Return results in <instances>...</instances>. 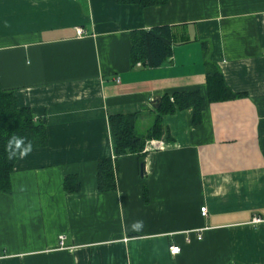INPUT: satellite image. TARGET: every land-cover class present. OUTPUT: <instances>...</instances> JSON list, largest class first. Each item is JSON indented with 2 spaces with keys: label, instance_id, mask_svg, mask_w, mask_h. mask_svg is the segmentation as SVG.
I'll list each match as a JSON object with an SVG mask.
<instances>
[{
  "label": "crops",
  "instance_id": "crops-1",
  "mask_svg": "<svg viewBox=\"0 0 264 264\" xmlns=\"http://www.w3.org/2000/svg\"><path fill=\"white\" fill-rule=\"evenodd\" d=\"M162 27L170 56L132 63L131 33ZM206 61L244 96L207 102ZM0 88L47 136L0 192V264H264V0H0ZM194 91L200 123L161 116L171 141L118 158L116 190L98 192L108 117L139 115L143 136L155 97Z\"/></svg>",
  "mask_w": 264,
  "mask_h": 264
},
{
  "label": "trees",
  "instance_id": "trees-1",
  "mask_svg": "<svg viewBox=\"0 0 264 264\" xmlns=\"http://www.w3.org/2000/svg\"><path fill=\"white\" fill-rule=\"evenodd\" d=\"M119 4H139L143 7L165 5L168 0H116ZM155 34L171 41V33L167 27L154 28ZM131 62L138 61L149 67H158L170 56V46L163 45L159 40L147 32H132ZM204 56H207L205 42H202ZM205 90L207 102H221L240 98L244 95L232 93L225 85L220 70L215 64L206 61ZM157 110L158 116L145 135H138L136 129L139 115H112L108 117V127L113 152V161L101 160L96 165L97 191L100 193L114 192L116 190V163L117 159L125 155H136L142 159L145 144L156 140L170 142L166 130L161 125V116L173 115L178 111L192 108V123H200L201 112L205 99L198 91L179 92L163 95ZM14 140H21L19 148H15ZM13 141L12 147L9 142ZM47 145V136L44 120L35 122L28 109H18L12 92L0 88V192L10 193V174L14 163L25 146L30 149L43 148ZM15 149V154L10 153ZM142 164V163H140ZM142 168V165H141ZM64 189L67 193H75L80 189L79 182L74 177L64 179Z\"/></svg>",
  "mask_w": 264,
  "mask_h": 264
},
{
  "label": "built area",
  "instance_id": "built-area-1",
  "mask_svg": "<svg viewBox=\"0 0 264 264\" xmlns=\"http://www.w3.org/2000/svg\"><path fill=\"white\" fill-rule=\"evenodd\" d=\"M76 34L78 35V36H80L81 34H82V30H80V29H78L77 31H76ZM158 141H154V140H152V141H148V142H146V144H145V148H144V151L145 152H147V151H152V150H154V149H156L157 148V146H158ZM200 214H201V216L202 217H205L206 215H207V209H206V207H201L200 208ZM261 222V220H259V219H254L253 220V223L254 224H258V223H260ZM58 239H59V243H60V245L63 243L62 241L64 240V237L63 236H60V237H58ZM198 240L200 239V237L198 236V238H197ZM189 241V240H188ZM187 241V242H188ZM169 252H170V254L173 256V255H176V254H179V252H180V249H179V247H177V246H172V247H170L169 248Z\"/></svg>",
  "mask_w": 264,
  "mask_h": 264
},
{
  "label": "water",
  "instance_id": "water-1",
  "mask_svg": "<svg viewBox=\"0 0 264 264\" xmlns=\"http://www.w3.org/2000/svg\"><path fill=\"white\" fill-rule=\"evenodd\" d=\"M149 34L151 36H153L155 39L159 40L162 44L166 45V46H169L170 45V42L166 39H164L163 37H161L160 35H157V34H154L153 32H149ZM160 97H155L152 102H151V106L154 108V109H157L159 107V104H160Z\"/></svg>",
  "mask_w": 264,
  "mask_h": 264
},
{
  "label": "clouds",
  "instance_id": "clouds-1",
  "mask_svg": "<svg viewBox=\"0 0 264 264\" xmlns=\"http://www.w3.org/2000/svg\"><path fill=\"white\" fill-rule=\"evenodd\" d=\"M21 143H22L21 140H14L15 148H19ZM12 145H13V141H10L9 142V147H12ZM28 151H30V147L29 146H25L21 150L20 155L23 156V155L27 154ZM14 154H15V149H13V151L10 153V155H14ZM139 226H140L139 224L134 225V227H136V228H139Z\"/></svg>",
  "mask_w": 264,
  "mask_h": 264
}]
</instances>
